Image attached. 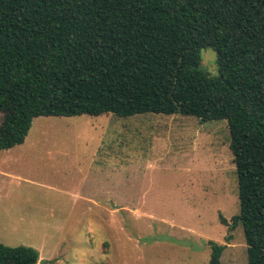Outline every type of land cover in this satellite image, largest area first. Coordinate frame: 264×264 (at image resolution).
<instances>
[{
    "label": "trees",
    "instance_id": "trees-1",
    "mask_svg": "<svg viewBox=\"0 0 264 264\" xmlns=\"http://www.w3.org/2000/svg\"><path fill=\"white\" fill-rule=\"evenodd\" d=\"M216 54V75L200 50ZM224 120L247 264H264V0H0V150L38 116ZM208 264L225 245L208 241ZM0 242V264H37Z\"/></svg>",
    "mask_w": 264,
    "mask_h": 264
},
{
    "label": "rangeland",
    "instance_id": "rangeland-1",
    "mask_svg": "<svg viewBox=\"0 0 264 264\" xmlns=\"http://www.w3.org/2000/svg\"><path fill=\"white\" fill-rule=\"evenodd\" d=\"M216 75V54L200 50ZM226 121L145 112L38 116L0 150V242L37 264H247Z\"/></svg>",
    "mask_w": 264,
    "mask_h": 264
}]
</instances>
